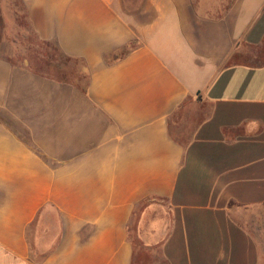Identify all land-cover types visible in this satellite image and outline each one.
Here are the masks:
<instances>
[{
    "label": "crops",
    "instance_id": "crops-1",
    "mask_svg": "<svg viewBox=\"0 0 264 264\" xmlns=\"http://www.w3.org/2000/svg\"><path fill=\"white\" fill-rule=\"evenodd\" d=\"M15 1L0 264H264V0Z\"/></svg>",
    "mask_w": 264,
    "mask_h": 264
},
{
    "label": "rangeland",
    "instance_id": "rangeland-1",
    "mask_svg": "<svg viewBox=\"0 0 264 264\" xmlns=\"http://www.w3.org/2000/svg\"><path fill=\"white\" fill-rule=\"evenodd\" d=\"M19 7L20 5L15 0H0V24L5 43H8L7 40L10 41V39H13L14 37H19V34H22L23 32V29H21V20L16 17V12L18 14L20 12ZM21 40L24 41L23 39ZM10 48L9 45L5 50L8 52Z\"/></svg>",
    "mask_w": 264,
    "mask_h": 264
},
{
    "label": "trees",
    "instance_id": "trees-1",
    "mask_svg": "<svg viewBox=\"0 0 264 264\" xmlns=\"http://www.w3.org/2000/svg\"><path fill=\"white\" fill-rule=\"evenodd\" d=\"M0 23H1V18H0ZM137 264V263H136Z\"/></svg>",
    "mask_w": 264,
    "mask_h": 264
}]
</instances>
